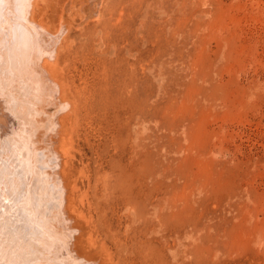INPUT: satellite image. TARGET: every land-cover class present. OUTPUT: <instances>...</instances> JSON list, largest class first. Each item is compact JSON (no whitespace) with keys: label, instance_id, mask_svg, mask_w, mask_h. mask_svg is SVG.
<instances>
[{"label":"rangeland","instance_id":"1","mask_svg":"<svg viewBox=\"0 0 264 264\" xmlns=\"http://www.w3.org/2000/svg\"><path fill=\"white\" fill-rule=\"evenodd\" d=\"M38 12L68 27L59 67L89 81L120 67L138 86L114 125L141 156L146 193L111 211L89 186L111 221L94 215L111 262L264 264V0H44ZM95 96L104 110L105 91ZM114 238L133 240L131 256Z\"/></svg>","mask_w":264,"mask_h":264},{"label":"bare ground","instance_id":"2","mask_svg":"<svg viewBox=\"0 0 264 264\" xmlns=\"http://www.w3.org/2000/svg\"><path fill=\"white\" fill-rule=\"evenodd\" d=\"M41 1L0 0V264H103L99 253L114 264L94 215L108 228L111 221L90 200L89 186L105 191L111 211L146 193L141 156L125 149L114 125L138 86L120 67L103 73L105 81L59 67L68 27L62 15L56 23L42 17ZM98 90L106 93L102 111L94 105ZM37 197L50 209L47 222L32 214L43 215L29 206ZM112 243L125 244L131 256L132 239L129 247L128 240ZM138 255L124 264H156Z\"/></svg>","mask_w":264,"mask_h":264}]
</instances>
